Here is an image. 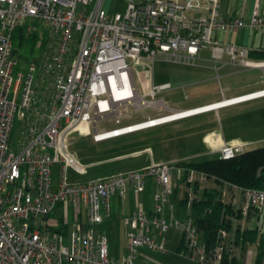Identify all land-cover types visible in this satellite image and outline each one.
<instances>
[{
    "label": "built area",
    "instance_id": "built-area-1",
    "mask_svg": "<svg viewBox=\"0 0 264 264\" xmlns=\"http://www.w3.org/2000/svg\"><path fill=\"white\" fill-rule=\"evenodd\" d=\"M101 3L0 0V264H138L135 257L141 249L164 252L168 230L178 233L185 255L195 264H221L222 252L227 251V231L219 228L213 246L207 249L199 241L194 222L175 217L170 205L175 186L187 183L188 208L193 197L190 185L203 181L204 173L186 170L181 182V168L150 163L78 181L66 176L67 170L75 175L87 170L68 151L67 134L78 126L88 127L91 140L98 142L263 97L264 87L228 97L221 106L170 109L136 122L97 129L101 121L112 119L118 124L128 105L163 108L154 95L170 85L152 84L155 60L194 65L199 51L208 49L214 70L223 63L262 67L264 62L247 58V46L219 40L214 34L243 26L262 30L264 13L254 4L246 20L238 15L224 17L218 12L219 0H127L122 13L109 12ZM25 19L27 30L31 23L44 28L47 40L37 65L30 61L26 68L18 69L14 68L16 58L10 55V35ZM15 117L21 124L12 150L8 144ZM243 150V143L224 142L217 157L227 159ZM53 165L57 179L51 186ZM147 178L156 187L149 214L139 199ZM128 190L133 203L130 214L123 218L125 251L121 257H113L108 253L106 235L94 227L108 216L110 197L123 198ZM240 192L241 214L264 205V188L240 187Z\"/></svg>",
    "mask_w": 264,
    "mask_h": 264
},
{
    "label": "rangeland",
    "instance_id": "rangeland-1",
    "mask_svg": "<svg viewBox=\"0 0 264 264\" xmlns=\"http://www.w3.org/2000/svg\"><path fill=\"white\" fill-rule=\"evenodd\" d=\"M126 1L102 0L101 6L109 12L122 13ZM203 55L206 56L205 53ZM14 57L16 58L14 68L22 69L26 68L30 61H34L37 65L39 51L36 47L30 48L24 43L17 47ZM151 71L154 84L168 82L171 85V89L156 93L154 99H162L172 107H188L220 97L218 83L225 91L228 86L233 87L234 92L244 91L245 88L240 89V85L253 82L262 74L261 71L237 70L228 65L219 67L215 72L212 63L207 60H198L195 65L155 60ZM35 73L36 70L32 73L33 78ZM215 73L219 75L218 82ZM139 90L141 91L140 85ZM184 94L186 97H183ZM253 104L264 107V98L259 99L258 102L249 101L227 106L98 142L91 140L88 127L78 126L68 132L67 148L87 172L84 175H75L67 170L66 176L82 181L105 174L139 169L150 163H172L176 159H187V161L210 159L215 154L207 151L212 150L211 146L216 137L227 143L230 141L246 143L244 149L262 146L264 145V114H258L257 107ZM155 113L156 110L152 108H135L133 105H128L122 109L118 124L112 119L101 121L97 129L103 130L131 123ZM20 124V119L15 117L8 144L12 150L18 141ZM51 170V186H54L57 179L56 166H51ZM173 202L175 203L176 200H171V204ZM172 212L177 217L174 206ZM52 216L55 217L56 213L54 212ZM124 216L115 211L108 218L111 246L119 257L125 251ZM165 216H168V210ZM172 236L174 231H171L166 241L168 251L172 245ZM160 260L163 264H195L188 256L179 253L178 255L164 253L160 256Z\"/></svg>",
    "mask_w": 264,
    "mask_h": 264
},
{
    "label": "crops",
    "instance_id": "crops-1",
    "mask_svg": "<svg viewBox=\"0 0 264 264\" xmlns=\"http://www.w3.org/2000/svg\"><path fill=\"white\" fill-rule=\"evenodd\" d=\"M254 4L257 5L258 11L260 13H264V0H219L218 12L220 15L224 17H231V16L238 15L242 17L244 20H246ZM214 36L217 39L223 40L225 42L242 44V45L247 46L248 47L247 58L249 60L254 61V62H264V29L253 30V29L243 26L234 31H231L230 33L215 32ZM203 53H205L206 56H204ZM198 60H207L210 62L208 49H201L199 51L198 59L196 61ZM223 60H226L225 56L223 57ZM225 65L234 67L237 70H251V71L257 70V71H261L262 74L259 75V78L257 80L250 82V83L240 85L239 88L240 89L245 88L244 91L234 92L235 90L231 86H228L225 91V90H222V87H220L218 83L219 95H220V97L218 98H214L209 101L201 102L199 104L191 105L188 107H172L164 103L162 99H156L157 101H162L163 108L159 111L156 109L154 110H156V113H162L170 109H184V108L196 107V106L203 105L209 102L221 100V98H228L231 96H236V95L243 94L246 92H251L253 90L261 89L264 87V65L260 68L258 67L238 68L232 64L223 63L222 65H218L216 70L214 71L216 72L219 67L225 66ZM215 78L218 82L219 75L217 73H215ZM151 81H152V77H151ZM152 84L154 83L152 82ZM168 89H171V85ZM183 97H186V94H184ZM262 98H264V96L260 98H255V99H251L248 101L240 102V103H245L249 101L258 102V100ZM240 103H236V104H240ZM236 104L221 106L215 109V111L223 107L232 106ZM253 106L257 107L258 114H264L263 105L253 104ZM209 111H212V110H209ZM146 116H149V115H146ZM221 143H224V140L221 141L220 138L216 137L214 140V143L211 146L212 150L207 151V152L213 153L215 154L213 157H217V150ZM235 143H242V142L230 141V143L228 144H235ZM243 144L245 145L246 143H243ZM180 160L187 161V159H176L175 161H180ZM97 177H101V176H97ZM197 184L200 187L203 186V187L214 189L216 192V198L219 200V202L230 205L232 212H235L234 214L232 213L230 215L224 216V218L228 222V226L226 227V229L224 228L227 231V236H228L227 237L228 245H227V251H226V254H227L226 264H228L229 263L228 261L231 259H233L236 264H264V205H262L260 208L251 207L249 208V211H246L245 214H241L239 212L240 211L239 208L242 203L240 187L232 188L230 185L225 184L222 180L215 181L211 177L205 178L203 181H196V185ZM155 189L156 187L154 185L153 180L151 178H147L145 181V187L139 195L140 202L148 214L152 207V192ZM183 190H184V186L180 187V184H178L177 187L175 186L172 194L170 195V204H171V200H176L175 203L173 202L174 204L173 203L171 204L172 208L173 206L175 207V210H176L177 200L182 196ZM109 201H110L109 203L110 211H109L108 216L105 217L101 221V223L96 225L94 229L95 231L101 232L106 235L109 255L113 257H119L116 255L114 248L111 246L110 220L108 218L115 211L116 213L121 214V215L124 214L125 216H128L130 214L132 210V203H133L132 193L131 191L128 190L123 198H120L116 195H112ZM236 212L239 213V215H236ZM83 223H84V215H83ZM102 223H103V227H102ZM237 229L239 231L256 230L257 235L255 239L251 242H242L240 239L238 240L235 239V231ZM171 231H174V230H168L164 234L166 241ZM198 234H199V241H203V236L199 230H198ZM172 240H173L172 245L169 251L168 249H166V241H165L164 252L147 251V250L141 249L138 251L135 257V261L138 264H163L160 260V256H163L164 253L170 252V254L178 255L179 253V254L185 255V247L183 245L179 251H176L177 245L181 242L180 237L176 231H174V236H172ZM258 243L260 244V248L257 247ZM259 249L262 252L260 253V255H258Z\"/></svg>",
    "mask_w": 264,
    "mask_h": 264
},
{
    "label": "trees",
    "instance_id": "trees-1",
    "mask_svg": "<svg viewBox=\"0 0 264 264\" xmlns=\"http://www.w3.org/2000/svg\"><path fill=\"white\" fill-rule=\"evenodd\" d=\"M28 20H23L18 23L11 32V50L10 55L16 56L17 47L26 43L30 48L36 47L39 55L43 50L47 40L46 31L36 23L30 24V29L26 26ZM17 68V67H16ZM173 165L181 168V182H184L186 170L193 169L200 171L206 175V178L211 177L215 181L222 180L228 184L242 188H264V145L251 149H244L242 152L227 158L221 159L213 157L201 161H173ZM189 186L184 183V187ZM193 197L189 201V207H186L187 198L186 192L183 190L182 196L176 203V216L182 220L190 218L197 229L203 236V243L207 249L210 244V234L213 237V243L216 237V231L219 228L226 229L228 226L225 215L234 214L230 205L219 202L216 198V192L212 188L200 187L196 182L191 185ZM236 215L239 213L236 212ZM257 235L256 230H241L235 231V239H240L242 242H251ZM181 240V239H180ZM182 241L177 245L176 251L182 248ZM260 248V244L257 245ZM262 253L258 250V255ZM228 264H236L233 259L228 261ZM227 263V254L223 251L221 255V264Z\"/></svg>",
    "mask_w": 264,
    "mask_h": 264
},
{
    "label": "bare ground",
    "instance_id": "bare-ground-1",
    "mask_svg": "<svg viewBox=\"0 0 264 264\" xmlns=\"http://www.w3.org/2000/svg\"><path fill=\"white\" fill-rule=\"evenodd\" d=\"M226 101H227V99L223 98L221 100L210 102V103H206V104H203V105L206 106L205 108H213V107H216V106H221L222 104H226L227 103ZM199 106H201V105H199Z\"/></svg>",
    "mask_w": 264,
    "mask_h": 264
},
{
    "label": "water",
    "instance_id": "water-1",
    "mask_svg": "<svg viewBox=\"0 0 264 264\" xmlns=\"http://www.w3.org/2000/svg\"><path fill=\"white\" fill-rule=\"evenodd\" d=\"M209 238H210L209 248H211L213 246V237L211 234H210Z\"/></svg>",
    "mask_w": 264,
    "mask_h": 264
}]
</instances>
